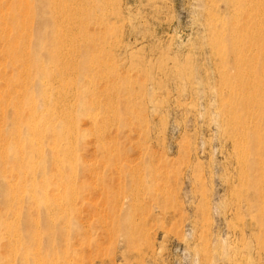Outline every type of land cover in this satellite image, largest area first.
<instances>
[{
	"label": "rangeland",
	"instance_id": "1",
	"mask_svg": "<svg viewBox=\"0 0 264 264\" xmlns=\"http://www.w3.org/2000/svg\"><path fill=\"white\" fill-rule=\"evenodd\" d=\"M105 3L102 46L78 61L101 58L111 78L93 86L114 109L95 125L77 113L76 174L53 171L46 194L36 192V212L59 208L50 225L36 213V264H264V152L253 141L232 148L210 97L220 49L208 23L220 28L228 3ZM97 30L90 24L87 40Z\"/></svg>",
	"mask_w": 264,
	"mask_h": 264
},
{
	"label": "bare ground",
	"instance_id": "2",
	"mask_svg": "<svg viewBox=\"0 0 264 264\" xmlns=\"http://www.w3.org/2000/svg\"><path fill=\"white\" fill-rule=\"evenodd\" d=\"M225 1L229 19L223 17L220 28L208 23L209 37L220 49H214L220 87L210 97L221 101L215 115L222 116L232 148L243 150L253 141L256 151L264 152V133L258 132L264 126V0ZM105 2L0 0V264H36V213L50 225L59 209L47 204L36 212V192L46 194L51 183L45 176L53 171L68 168L76 174L73 144L82 141L77 113L95 125L94 115L114 109L107 94L100 103L93 86L111 78L101 70V58L91 55L89 65L78 61L102 46L109 24ZM93 23L102 30L87 40ZM96 129L99 139L103 127ZM261 165L262 160L257 169L263 176ZM260 183L264 186L263 178Z\"/></svg>",
	"mask_w": 264,
	"mask_h": 264
}]
</instances>
